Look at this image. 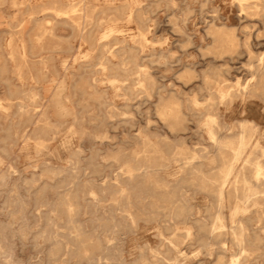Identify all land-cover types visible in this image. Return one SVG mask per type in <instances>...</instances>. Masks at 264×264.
<instances>
[{"label":"rangeland","instance_id":"1","mask_svg":"<svg viewBox=\"0 0 264 264\" xmlns=\"http://www.w3.org/2000/svg\"><path fill=\"white\" fill-rule=\"evenodd\" d=\"M139 1L113 0L103 12L106 0H84L96 7V24L83 18L81 34L68 15L58 14L62 4L55 0H0V264H229L238 250L205 246L199 224L211 225L217 199L182 172L180 162L160 171L168 182L164 190L179 186L176 195L160 198L167 208L188 206L183 219L193 225L190 237L177 230L185 224L167 209L150 212L147 195L132 197L136 218H130L118 179H128L127 162L145 149L146 140L171 157L205 152L208 111L227 135L237 134L242 120L256 123L264 162V94L242 92L264 55V1ZM117 8L126 14L113 21ZM214 27L233 43L217 40ZM219 88L229 95L221 98ZM170 101L180 103L184 124L171 126L160 115ZM212 156L203 168L216 174L219 163ZM263 221L251 225L262 241L248 264H264ZM176 235L183 241L175 246ZM79 237L95 244L87 251L92 261L80 255Z\"/></svg>","mask_w":264,"mask_h":264},{"label":"bare ground","instance_id":"2","mask_svg":"<svg viewBox=\"0 0 264 264\" xmlns=\"http://www.w3.org/2000/svg\"><path fill=\"white\" fill-rule=\"evenodd\" d=\"M84 0H55V3H60L61 6L57 7L56 10L59 15H68L71 21L68 23L77 29L79 33L84 34L85 27L83 18L90 20L89 24H96L95 22V11L96 7L92 8L89 5L83 3ZM97 1V0H96ZM130 1V0H129ZM242 4L244 0H240ZM264 1V0H263ZM99 2V1H98ZM113 0H106L109 5L107 9H111ZM133 3H138L139 0H131ZM174 2V1H173ZM176 2V1H175ZM130 3V2H129ZM97 4V3H96ZM102 4V3H101ZM117 4V3H116ZM119 4V3H118ZM132 4V3H131ZM130 7V6H129ZM135 8V7H134ZM92 9V10H89ZM186 9V8H185ZM190 9V8H189ZM184 10V9H183ZM24 13V12H23ZM126 13L119 10L115 11L114 16L111 18L113 21L119 20ZM188 14V13H187ZM130 18L132 12L127 14ZM257 16V15H256ZM178 18V17H177ZM180 18V17H179ZM257 18V17H256ZM180 22V21H178ZM221 24V23H220ZM227 24V23H226ZM257 24V23H256ZM34 26V25H32ZM123 28V25H121ZM129 27V26H128ZM150 27V26H149ZM172 27V26H171ZM182 28V27H181ZM110 31L114 30V26H109ZM116 30V29H115ZM150 30V29H149ZM183 30V28H182ZM214 34H217L221 38L217 40L222 43L230 42L233 40L229 33L223 32L221 29L214 27L212 29ZM251 31V30H250ZM47 30L41 32L39 40L41 41L43 36L46 35ZM116 32V31H114ZM102 33V32H100ZM107 33V32H106ZM187 34V32H185ZM105 34V33H104ZM110 34V33H109ZM142 35V34H141ZM56 36V35H55ZM117 36V35H116ZM120 36V35H119ZM143 36V35H142ZM145 36V35H144ZM171 36V35H170ZM17 37V36H16ZM130 37V36H128ZM172 37V36H171ZM253 38V37H252ZM53 39V38H52ZM102 37L100 38V40ZM144 39V38H143ZM186 40V39H185ZM17 41V40H16ZM54 41V39H53ZM11 42V41H10ZM52 42V41H51ZM55 42V41H54ZM18 43V42H17ZM160 44V43H158ZM4 45V44H3ZM11 45V44H10ZM24 45V44H23ZM36 45V44H35ZM43 44L41 43V46ZM51 45V44H50ZM37 46V45H36ZM204 46V45H203ZM6 47V46H5ZM22 47V46H21ZM32 47V46H31ZM46 47V46H45ZM44 47V48H45ZM80 47V45H79ZM148 47V46H147ZM243 47V46H242ZM8 48V47H7ZM26 48V47H25ZM48 48V47H47ZM53 48V47H52ZM6 49V48H5ZM167 49V48H166ZM20 50V49H19ZM30 50V49H29ZM41 50V49H40ZM16 51V50H15ZM14 51V52H15ZM37 51V49H36ZM47 51V50H46ZM174 51V50H173ZM10 52V50H9ZM20 52V51H19ZM32 52V51H31ZM39 52V51H38ZM145 52H147L145 50ZM18 53V52H17ZM25 53V51H24ZM34 53V52H33ZM32 53V54H33ZM40 53V52H39ZM38 53V54H39ZM243 53V52H242ZM31 54V55H32ZM152 54V53H151ZM18 55V54H17ZM16 55V57H17ZM22 55V54H21ZM47 55V54H46ZM84 55V54H83ZM26 56V53H25ZM184 56V55H183ZM73 57V56H72ZM150 57V56H148ZM4 58V56H3ZM75 58V57H74ZM86 58V57H85ZM81 59V58H80ZM20 60V59H18ZM37 60V59H36ZM90 60V59H88ZM162 60V59H161ZM12 61V60H11ZM39 61V60H38ZM165 61V60H164ZM20 61H18L19 63ZM32 62V61H31ZM36 62L35 60L32 62ZM31 63V64H32ZM49 63V62H48ZM37 64V63H36ZM102 64V63H100ZM40 65V64H39ZM164 65V64H163ZM43 66V65H42ZM41 66V67H42ZM102 66V65H101ZM100 66V67H101ZM23 67V66H22ZM51 67V66H50ZM56 67V66H55ZM65 71L69 70L66 66ZM76 67V66H75ZM85 68V67H84ZM12 69V68H11ZM34 69V68H33ZM67 69V70H66ZM71 69V68H70ZM143 69V68H142ZM145 69V68H144ZM39 70V69H37ZM31 71V70H30ZM10 71H8L9 73ZM24 72V71H23ZM32 72V71H31ZM50 72V71H49ZM151 72V71H150ZM153 72V71H152ZM7 73V74H8ZM26 73V72H25ZM139 73V72H138ZM137 73V75H138ZM187 73V72H186ZM145 74V73H144ZM183 74V73H182ZM35 75V74H34ZM47 75V74H46ZM63 75V74H62ZM181 75V74H180ZM24 76V74H23ZM39 76V75H38ZM48 76V75H47ZM68 76V75H67ZM174 76V75H173ZM182 76V75H181ZM3 77V76H2ZM19 77V76H18ZM27 77V76H26ZM59 77V76H58ZM63 77V76H62ZM4 78V77H3ZM15 78V77H13ZM35 78V77H34ZM39 78V77H38ZM48 78V77H47ZM182 78V77H181ZM64 79V78H63ZM62 79V80H63ZM67 79V78H66ZM20 80V77H19ZM39 80V79H38ZM42 80V79H41ZM109 80V79H108ZM183 80V79H181ZM23 81V80H21ZM59 81V80H58ZM57 82V81H56ZM39 83V82H38ZM60 83V82H59ZM58 83V84H59ZM64 83V82H63ZM104 84V83H103ZM124 84V83H123ZM27 85V84H26ZM35 85V84H34ZM62 85V84H60ZM12 86V85H11ZM63 86V85H62ZM21 87V86H20ZM39 87V86H38ZM61 87V86H60ZM99 87V86H98ZM7 88V87H6ZM25 88V87H24ZM23 88V89H24ZM36 88V87H35ZM170 88V87H168ZM26 89V88H25ZM171 89V88H170ZM174 89V88H172ZM176 89V88H175ZM174 89V90H175ZM14 90V89H13ZM66 90V89H65ZM150 90V89H149ZM176 91V90H175ZM62 92V91H61ZM155 92V91H154ZM219 96L225 98L229 95V92L223 88L218 90ZM242 92L245 95L264 94V55L258 59L256 68L252 71L251 78L243 86ZM15 93V92H13ZM63 93V92H62ZM166 93V92H165ZM19 95V94H17ZM22 95V94H21ZM56 95V93H55ZM32 96V95H30ZM54 96V95H53ZM23 97V96H22ZM16 98V97H15ZM43 98V97H42ZM55 98V97H54ZM57 103L61 105V94L56 96ZM9 99V98H7ZM12 99V98H11ZM141 100V99H140ZM250 100V99H249ZM256 100V99H255ZM244 101V100H243ZM254 101V100H253ZM30 102V101H29ZM140 102V101H139ZM165 102V100H164ZM23 103V102H22ZM27 103V102H26ZM142 103V102H140ZM234 103V102H233ZM32 104V103H31ZM44 104V103H43ZM240 104V103H239ZM242 104V103H241ZM261 104V103H260ZM38 105V104H37ZM49 105V104H48ZM137 105V104H136ZM140 105V104H139ZM243 105V104H242ZM16 106V105H15ZM30 106V105H29ZM264 106V105H263ZM28 107V106H27ZM34 107V106H33ZM63 107V106H62ZM235 107V106H234ZM6 108V107H5ZM8 109V108H7ZM66 109V108H65ZM248 109V108H247ZM261 109V108H260ZM42 110V109H41ZM158 110V108H157ZM229 110V109H228ZM154 111V110H153ZM160 115L166 119L171 120V126H177L183 123V115L181 105L179 102L170 101L162 104L158 110ZM233 111V110H232ZM15 112V111H14ZM25 112V111H24ZM254 113V111H252ZM33 113V112H32ZM158 113V115H159ZM260 113V112H259ZM20 114V113H19ZM18 114V115H19ZM35 114V113H34ZM240 114V113H239ZM51 115V114H50ZM132 115V113H131ZM207 118L205 123L207 126V132L210 138V148L206 149L203 153H180L171 156H167L159 149L156 143L152 140H146L144 150L137 152V154L127 162V172L129 174L128 179H118V185L120 191L123 194H127V200L123 204L124 212L132 218H136L135 211H133L134 201L133 196L139 200L145 199L146 195L151 198L150 204L154 208L150 212H156L161 208L167 209L166 213H171L179 217L180 222L184 223L185 226H177V230H184L186 236L190 237L193 234V225L187 226L186 209L188 206L185 204H178L167 208L161 204V196H173L179 190V186L174 187L172 190H164V187L168 186V182L160 175V171L164 168L169 167L171 161L180 162V170L188 173L191 179L197 184L213 193L217 199V211L214 214V220L211 225L205 223L199 224L203 232V242L207 248H210L215 244L220 245L225 250H230L232 247H237V251L232 253L229 258V264H248L251 256L257 254L259 249L258 244L262 241V237L257 231L251 228L254 223H259L264 220V162L259 151L263 150L259 140V126L256 123H252L250 120H242L240 123V131L237 134L227 135L221 130L222 127L218 122V116L211 113L210 111L204 113ZM20 116V115H19ZM38 116V115H37ZM160 116V117H161ZM41 117V116H40ZM123 117V116H122ZM240 117V116H239ZM52 118V116H51ZM241 118V117H240ZM11 119V118H10ZM44 119V118H43ZM248 119V118H247ZM21 120V119H19ZM125 120V119H124ZM154 120V119H152ZM237 120V119H236ZM259 120V119H258ZM71 121V120H70ZM225 121V120H224ZM233 121V120H232ZM54 122V121H53ZM57 122V121H56ZM226 122V121H225ZM47 123V122H46ZM65 123V122H64ZM150 123L153 124L151 121ZM184 124V123H183ZM227 124V123H226ZM20 125V124H19ZM57 125V124H56ZM73 125V124H72ZM135 125V124H134ZM163 125V123H162ZM165 125V124H164ZM228 125V124H227ZM232 125V124H231ZM115 126V125H114ZM30 127V126H29ZM62 127V126H61ZM124 129V127H122ZM160 128V127H159ZM168 129V128H167ZM22 130V129H21ZM34 130V129H33ZM44 130V129H43ZM263 130V129H262ZM15 131V130H14ZM189 131V130H188ZM226 131V130H225ZM43 132V131H42ZM28 133V132H27ZM51 133V132H50ZM167 133V132H166ZM12 134V133H11ZM22 134V133H21ZM20 134V135H21ZM35 134V133H34ZM137 134V133H136ZM205 134V133H204ZM18 135V134H17ZM30 135V134H29ZM28 135V136H29ZM55 135V134H54ZM69 135V134H68ZM67 135V136H68ZM66 136V137H67ZM119 136V135H118ZM15 137V136H14ZM21 137V136H20ZM58 137V136H57ZM73 137V136H71ZM69 137V138H71ZM88 137V136H87ZM181 137V136H180ZM17 138V137H16ZM27 138V137H26ZM34 138V137H33ZM205 138V137H204ZM13 139V138H12ZM66 139V138H65ZM150 139V138H149ZM20 140V139H19ZM62 140V139H61ZM69 140V139H68ZM121 140V139H120ZM25 141V140H24ZM30 141V140H29ZM39 141V140H38ZM72 141V140H71ZM93 141V140H92ZM144 141V138H143ZM155 141V140H154ZM167 141V140H166ZM194 141V140H193ZM57 142V141H56ZM65 142V141H63ZM62 142V144H64ZM68 142V141H67ZM165 142V141H163ZM168 142V141H167ZM196 142V141H195ZM194 142V143H195ZM27 143V142H25ZM48 143V142H47ZM70 142H68L69 144ZM56 144H59L56 143ZM66 144V143H65ZM169 144V143H168ZM12 145V144H11ZM3 146V145H2ZM35 146V145H34ZM54 146V145H52ZM51 146V147H52ZM6 147V146H5ZM43 147V146H42ZM63 147V146H62ZM61 147V148H62ZM65 147V146H64ZM94 148V147H93ZM45 149V148H44ZM35 150V149H34ZM58 150V149H57ZM65 150V148H64ZM83 150V149H82ZM180 150V149H179ZM210 153L213 154L212 161L218 162V171L216 174H210L203 168L204 160L210 159ZM75 154V153H74ZM76 156V154H75ZM1 162V161H0ZM49 163V161H47ZM178 165V164H177ZM175 165V166H177ZM210 165V164H209ZM12 166V165H11ZM179 166V165H178ZM174 167V166H173ZM77 170V169H76ZM180 171V173H181ZM1 172V171H0ZM13 172V171H12ZM177 172V171H175ZM48 173V172H47ZM52 173V172H51ZM172 173V172H171ZM174 173V171H173ZM17 174V173H16ZM13 175V173H12ZM19 175V174H18ZM22 175V174H21ZM42 175V174H41ZM171 175V174H170ZM169 175V176H170ZM8 176V175H7ZM17 176V175H16ZM18 178V177H17ZM35 178V177H34ZM189 178V177H188ZM14 179V178H13ZM19 179V178H18ZM37 179V177L35 178ZM137 179L139 183H136ZM38 180V179H37ZM167 180V179H166ZM30 181V180H29ZM169 181V180H168ZM21 182V181H20ZM3 183V182H2ZM18 183V182H17ZM8 184V183H7ZM30 186V185H28ZM37 188V187H36ZM40 192V191H39ZM42 193V192H41ZM113 193V192H112ZM45 195V194H44ZM43 197V196H42ZM47 197V196H46ZM204 197V196H203ZM22 198V197H21ZM40 198V197H39ZM189 198V197H188ZM117 199V198H116ZM196 199V198H195ZM198 199V198H197ZM205 199V198H204ZM203 199V200H204ZM48 200V199H47ZM118 200V199H117ZM199 200V199H198ZM51 201V200H50ZM205 201V200H204ZM44 202V201H43ZM75 202V201H74ZM207 202V201H206ZM20 203V202H19ZM51 203V202H50ZM55 203V202H54ZM53 203V204H54ZM58 203V202H57ZM196 203V201H195ZM199 203V202H198ZM24 204V203H22ZM68 204V203H67ZM90 204V203H89ZM192 204V203H191ZM21 205V204H20ZM50 205V204H49ZM69 205V204H68ZM77 205V204H76ZM58 206V205H57ZM55 208V207H54ZM193 208V207H192ZM65 209V208H64ZM48 210V209H47ZM193 210V209H192ZM199 210V209H198ZM225 210L228 211L225 213ZM191 211V210H190ZM49 212V211H48ZM198 214V213H197ZM188 216V215H187ZM115 218V217H113ZM70 221L73 223L72 227L75 231L80 232V227L76 224V220L71 216ZM25 222V221H24ZM61 222V221H60ZM118 222V221H117ZM264 222V221H263ZM132 223V222H131ZM134 223V222H133ZM139 223V222H138ZM26 224V223H25ZM28 225V224H27ZM30 225V224H29ZM158 225V224H157ZM262 225V224H261ZM24 226V225H23ZM55 226V225H54ZM63 226V225H62ZM28 227V226H27ZM30 227V226H29ZM108 227V226H107ZM22 228V227H21ZM109 228V227H108ZM134 228V227H133ZM162 228V227H161ZM264 229V226H262ZM48 229V228H47ZM54 229V228H52ZM44 230V229H43ZM56 231V230H55ZM54 231V232H55ZM52 234V233H51ZM59 234V233H57ZM66 234V233H65ZM81 233H79L80 235ZM60 235V234H59ZM69 235V234H68ZM150 236V235H149ZM184 236V235H183ZM48 237V236H47ZM62 237V236H61ZM65 237V236H64ZM83 237V236H82ZM166 237V236H165ZM169 237V236H167ZM77 238V237H76ZM80 238V237H79ZM45 239V238H44ZM48 239V238H47ZM82 239V247H79V252L82 257L92 261L94 259L92 254H88L87 251L90 247L95 244ZM58 240V239H57ZM69 240V239H68ZM39 241V240H38ZM37 241V242H38ZM45 241V240H44ZM54 241V240H53ZM66 241V240H65ZM64 241V242H65ZM70 241V240H69ZM171 241V240H170ZM183 238L176 235L173 239V245H178ZM41 242V241H40ZM40 242H38L40 244ZM47 242V241H46ZM51 243V242H50ZM53 243V242H52ZM66 243V242H65ZM108 243V242H107ZM98 245V244H97ZM66 246V245H65ZM37 247V246H36ZM42 247V246H41ZM50 248V247H49ZM113 249V248H112ZM2 250V249H1ZM59 249H55L52 252L53 256L58 254ZM209 250V251H210ZM3 251V250H2ZM47 252V251H46ZM118 252V251H117ZM107 253V252H106ZM181 253V252H180ZM8 254V253H6ZM5 254V255H6ZM156 254V253H155ZM2 255V254H1ZM66 255V254H65ZM77 255V254H76ZM110 255V254H109ZM176 255V254H175ZM10 256V254H9ZM61 256H63L61 254ZM159 256V255H158ZM180 256V255H179ZM182 256V255H181ZM223 256V255H222ZM75 257V256H74ZM140 257V256H139ZM153 258V257H152ZM5 259V258H4ZM7 259V258H6ZM11 259V258H10ZM74 259V258H73ZM155 259V257H154ZM183 259V258H182ZM53 260V259H51ZM58 260V258L56 259ZM70 260V259H69ZM122 260V259H121ZM140 260V259H139ZM181 260V259H180ZM190 260V259H189ZM223 260V259H222ZM55 261V260H53ZM119 261V260H118ZM143 261V260H142ZM9 262V261H8ZM144 262V261H143ZM50 263V262H49ZM64 263V262H63ZM98 263V262H97ZM100 263V262H99ZM175 263V262H174ZM188 263V262H187Z\"/></svg>","mask_w":264,"mask_h":264}]
</instances>
